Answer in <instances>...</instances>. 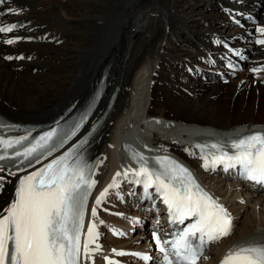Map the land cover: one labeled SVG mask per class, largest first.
Instances as JSON below:
<instances>
[{"label": "bare ground", "instance_id": "6f19581e", "mask_svg": "<svg viewBox=\"0 0 264 264\" xmlns=\"http://www.w3.org/2000/svg\"><path fill=\"white\" fill-rule=\"evenodd\" d=\"M236 1L244 2L245 7L260 6V24L264 25V0H234ZM19 2L25 8L32 9L29 19L32 27H39L42 40L35 39L32 42L34 44L19 47L28 54H34L35 60L30 63H7L0 57V112L9 118L45 123L59 115H66L65 109L69 101L73 98L83 99L91 80L106 58L112 53L116 55L109 72L111 82L120 87L114 107L116 111L109 113L113 124L106 127L104 137L96 139L98 143L92 148L94 153L99 151L101 156L104 154L101 175L109 171L115 172L119 167V143L130 132L140 131L141 134L151 136V149L156 145L178 152L182 150L185 141L182 138H172L174 128L168 127V123L183 122L188 127L191 125L192 136L216 132L201 128L205 126L223 131L238 130L237 133L264 127V85L260 84L264 77L260 80L237 78L223 88L213 79L209 84H204L189 76L181 66L184 63L195 64L199 57H205L206 53L214 50L209 39L222 36L217 29L218 23L215 28L212 23L208 28H199L198 23L217 19L222 14L223 7H234L235 3L231 0H216L219 8L215 7V12H210L207 8V11H198L200 16L196 14L199 6L196 0ZM203 4L205 7L209 5L208 2ZM95 17L97 21H94ZM220 20L222 27H227V32L224 29L222 31L227 34L225 36L240 34L241 31L230 27L224 15ZM39 22L44 24L39 25ZM190 33L192 39L187 37ZM196 35L205 36L194 40ZM175 40L185 43L186 47L177 46ZM255 58L264 59V49H257ZM20 65H25V69L18 71L17 67ZM32 69L37 72L32 73ZM181 69L186 74L183 78L181 76L184 72ZM141 77L148 81L149 86L143 85ZM138 86H142L145 92L139 93ZM183 87L187 88L188 93L181 91L180 88ZM141 94L145 96H139ZM51 95L53 99L48 103ZM237 102L241 103V112L245 107V110L251 111H247L248 114L244 116H232ZM222 103L229 105L228 110L220 109ZM159 116L165 121L164 126L158 125L159 121L156 119ZM153 117L156 119L147 121V118ZM149 130L157 132L151 133ZM111 144L115 148H111ZM0 175L3 180H11L13 184L7 190H14L15 186L24 182L21 174ZM231 189L234 191L227 202L233 212L240 218L242 212L245 216V211L254 207V215L247 214L245 221L237 222L236 227L239 228L234 229L235 232L226 241L212 248L214 259L220 258L235 244L264 239V195L258 194V201L253 202L252 198L256 193L249 191L248 187ZM234 197L246 198L247 204L242 206L231 202L230 198ZM9 202L5 193L0 196V210ZM257 207L260 210L259 218L254 217L257 215ZM108 242L121 245L120 241Z\"/></svg>", "mask_w": 264, "mask_h": 264}, {"label": "rangeland", "instance_id": "374dc122", "mask_svg": "<svg viewBox=\"0 0 264 264\" xmlns=\"http://www.w3.org/2000/svg\"><path fill=\"white\" fill-rule=\"evenodd\" d=\"M196 1H198V3H199V6L197 7V12H196V14L198 15V16H200L201 15V13H199V12H201V11H203V10H205V11H207V9H210V10H208V11H212V12H215L218 8H219V6H218V4H217V2H216V0H196ZM203 2H205V3H209V5H207V7H205L204 6V4H203ZM215 7H217V9H215ZM263 7V6H262ZM207 8V9H206ZM199 11V12H198ZM199 13V14H198ZM196 14H195V16H196ZM222 14H220V16H218V18L217 19H215V20H213L212 22H209V21H205V22H202V21H200L199 23H198V27L199 28H204V27H206V28H208L209 26H211L212 24V26H214V28H215V24H217L218 26H219V28H217L218 29V31L220 32V34L222 35V36H225V35H227L225 32H227L226 31V26L225 27H222L223 25H222V23H221V18H222ZM94 21H97V18L95 17V19H94ZM212 23V24H211ZM223 29L225 30V32H222L223 31ZM208 34V33H207ZM149 33L147 34V36L149 37ZM206 35V34H205ZM205 35H201V36H197V38H194V40H199L201 37H203V36H205ZM143 37L144 38H146V36H144L143 35ZM187 37L188 38H190V39H192V35H191V33H190V35L188 34L187 35ZM175 44L177 45V46H182L183 48L184 47H186L185 46V43H183V42H180V41H178L177 42V40H175ZM187 43H190V42H187ZM193 51V50H192ZM184 55V54H183ZM181 71H183L184 72V75L183 76H181V78H183V77H185V71L183 70V69H181ZM42 72V71H41ZM41 72H38V73H41ZM141 82H144L143 83V85L144 84H146V86H149L148 85V81L147 80H144V77H141ZM146 82V83H145ZM141 85H142V83H141ZM217 85V84H216ZM254 87V86H253ZM138 88H139V93H144L145 92V89L143 88V90H142V86H138ZM224 88V87H223ZM254 88H257V86L256 87H254ZM181 89V91H184V93H188V90H187V88L186 87H183V89L182 88H180ZM141 90V91H140ZM242 92V91H241ZM178 93H179V90H178ZM139 96H142V97H144L142 94L141 95H139ZM139 96L137 95V97L139 98ZM53 99V96L51 95L50 96V98H49V100H48V103H50L51 102V100ZM240 105H241V103L240 102H237L234 106H235V111L234 112H232V116H236V115H238V116H244L245 114H248V112L247 111H251V110H245V109H247V107H245L244 108V111L243 112H241V110L239 109L240 108ZM221 108H227L226 110H228V108H229V105H227L226 106V104H224V103H222L221 104V107H220V109ZM250 108V107H249ZM248 108V109H249ZM236 109H239V110H237L236 111ZM247 112V113H246ZM226 113H228V112H226ZM242 114V115H241ZM42 120V119H41ZM41 120H39V121H41ZM35 121H38V120H35ZM215 186V185H214ZM218 188V187H217ZM222 188V187H221ZM255 195V194H254ZM258 194H256L255 195V197H253L252 198V201L253 202H256V201H258V199H257V196ZM242 206H244V205H242ZM253 206V205H252ZM247 211V212H246ZM245 211V216H243V219H242V221L244 220H246V217H247V214H253L254 215V207H250L249 209H247ZM259 212H260V210H259V207H257V215H255L254 217L255 218H257V216H258V218L260 217L259 216ZM258 226V225H257ZM239 228V227H238ZM259 228V227H258Z\"/></svg>", "mask_w": 264, "mask_h": 264}]
</instances>
